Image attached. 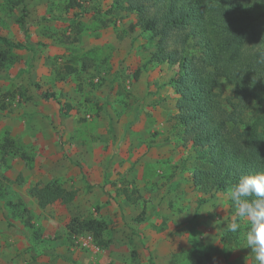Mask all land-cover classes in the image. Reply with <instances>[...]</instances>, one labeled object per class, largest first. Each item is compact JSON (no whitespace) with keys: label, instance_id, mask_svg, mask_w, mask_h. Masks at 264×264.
<instances>
[{"label":"rangeland","instance_id":"rangeland-1","mask_svg":"<svg viewBox=\"0 0 264 264\" xmlns=\"http://www.w3.org/2000/svg\"><path fill=\"white\" fill-rule=\"evenodd\" d=\"M6 1L0 36L20 46L0 40V143L13 142L0 150V264H254L245 224L227 232L229 189L191 183L168 82L178 62L161 61L135 14L118 0ZM54 181L74 200L39 207L30 188ZM73 217L104 220L108 246L68 235Z\"/></svg>","mask_w":264,"mask_h":264},{"label":"trees","instance_id":"trees-1","mask_svg":"<svg viewBox=\"0 0 264 264\" xmlns=\"http://www.w3.org/2000/svg\"><path fill=\"white\" fill-rule=\"evenodd\" d=\"M75 6H81L78 0H70L68 7ZM117 6L133 12L141 30L157 38L161 61L178 62V72L168 82L178 95L176 119L184 141L194 152L193 187L203 193L230 189L242 173L264 171V114H248L249 103L264 96V3L118 0ZM0 40L20 46L3 36ZM224 84L231 86V95L222 97ZM12 144L5 138L0 150L6 153ZM30 193L41 208L76 196V190L55 181L35 184ZM106 228L102 219L73 217L66 233L89 232L106 247Z\"/></svg>","mask_w":264,"mask_h":264},{"label":"clouds","instance_id":"clouds-1","mask_svg":"<svg viewBox=\"0 0 264 264\" xmlns=\"http://www.w3.org/2000/svg\"><path fill=\"white\" fill-rule=\"evenodd\" d=\"M226 197L235 206V214L227 222V232L237 233L245 224L241 247L250 248L257 264H264V171L242 173ZM212 210L213 207L207 211Z\"/></svg>","mask_w":264,"mask_h":264},{"label":"crops","instance_id":"crops-1","mask_svg":"<svg viewBox=\"0 0 264 264\" xmlns=\"http://www.w3.org/2000/svg\"><path fill=\"white\" fill-rule=\"evenodd\" d=\"M143 76H144V74H143V75H142V74L140 75V77H139L140 80H143V78H144ZM37 106H38L39 109H42V110H44L43 107H46L45 105H43V104H41V103L38 104ZM65 229H66V227H65Z\"/></svg>","mask_w":264,"mask_h":264}]
</instances>
